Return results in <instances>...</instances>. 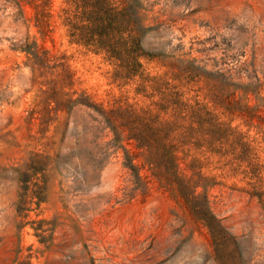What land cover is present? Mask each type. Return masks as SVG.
<instances>
[{"label": "rangeland", "instance_id": "1", "mask_svg": "<svg viewBox=\"0 0 264 264\" xmlns=\"http://www.w3.org/2000/svg\"><path fill=\"white\" fill-rule=\"evenodd\" d=\"M107 3L131 77L65 0H0V264H264V0ZM171 93L167 170L131 135Z\"/></svg>", "mask_w": 264, "mask_h": 264}, {"label": "trees", "instance_id": "2", "mask_svg": "<svg viewBox=\"0 0 264 264\" xmlns=\"http://www.w3.org/2000/svg\"><path fill=\"white\" fill-rule=\"evenodd\" d=\"M65 2L67 6L63 8V12L71 41L91 47L96 52H103L105 57L116 65L115 77H131L139 72L141 64L138 58L148 53L139 44L129 13L122 11L121 17H118V13L113 15L107 7V0H65ZM170 95L173 96V100L165 97V100L158 104L157 112L152 115L151 125H148L149 135L147 137L141 133L131 135L140 141L139 146L145 145L144 141H148L146 145L151 153L149 162L157 166L162 165L167 170L169 167L166 158L168 160L174 157L171 152L174 145L166 144L165 139L177 128V124L174 120L160 121L159 112H166L172 104L175 113L179 114V111H182L179 95L175 93ZM216 132L218 129H214L212 134ZM153 146L155 150L152 151ZM257 195L261 202H264L262 194L257 193Z\"/></svg>", "mask_w": 264, "mask_h": 264}]
</instances>
